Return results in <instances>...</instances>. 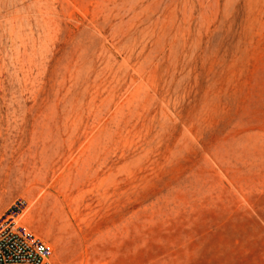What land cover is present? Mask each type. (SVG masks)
<instances>
[{
  "label": "rangeland",
  "instance_id": "obj_1",
  "mask_svg": "<svg viewBox=\"0 0 264 264\" xmlns=\"http://www.w3.org/2000/svg\"><path fill=\"white\" fill-rule=\"evenodd\" d=\"M58 264H264V0H0V218Z\"/></svg>",
  "mask_w": 264,
  "mask_h": 264
},
{
  "label": "built area",
  "instance_id": "obj_2",
  "mask_svg": "<svg viewBox=\"0 0 264 264\" xmlns=\"http://www.w3.org/2000/svg\"><path fill=\"white\" fill-rule=\"evenodd\" d=\"M25 207L19 198L0 218V264H58L53 245L20 220Z\"/></svg>",
  "mask_w": 264,
  "mask_h": 264
}]
</instances>
